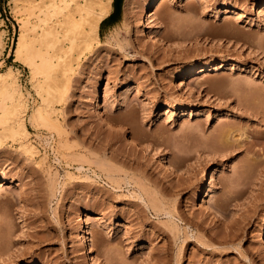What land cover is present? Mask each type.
Masks as SVG:
<instances>
[{
  "label": "rangeland",
  "instance_id": "374dc122",
  "mask_svg": "<svg viewBox=\"0 0 264 264\" xmlns=\"http://www.w3.org/2000/svg\"><path fill=\"white\" fill-rule=\"evenodd\" d=\"M12 1L0 72L16 73L37 153L0 124V264H264V105L244 91L264 94V0H161L151 22L152 0L113 2L60 99L16 58L35 3ZM203 65L223 67L187 76ZM48 104L57 126L31 123ZM223 129L229 152L212 144Z\"/></svg>",
  "mask_w": 264,
  "mask_h": 264
},
{
  "label": "bare ground",
  "instance_id": "6f19581e",
  "mask_svg": "<svg viewBox=\"0 0 264 264\" xmlns=\"http://www.w3.org/2000/svg\"><path fill=\"white\" fill-rule=\"evenodd\" d=\"M35 1H28L29 3L34 2V5L33 3L30 5L27 2L29 5H27L26 9H29V12L34 6L32 14L35 15V19H33V21L32 18H30L32 15L29 16L28 14L29 17L27 16L28 18L22 20L20 35L14 53L18 60L29 67L32 78H36L39 74L42 75V79L37 81L38 85L36 86H38L40 92H47L46 99L66 97L77 67L81 63L82 56L86 51L92 50L94 46L101 41V23L110 15L114 0ZM12 2H14V0ZM151 2L147 10V22L152 21L154 13L156 10H159L162 5L161 0H152ZM35 7L38 8V11H33L36 10ZM260 8V11H263L264 4L261 5ZM223 12H232V10L225 7ZM156 31L159 33L160 28H157ZM0 45L2 44L0 43ZM77 49L79 50L76 51ZM215 66L216 65H203L199 68L192 67L187 73V76L194 77L197 69H200L199 73H202L208 71L209 67H211L210 70H219L223 67L220 65H217V67ZM246 88L247 90L244 89V91H248V93L246 92V96L249 95L256 100V102H261V104L264 105V94L258 90L257 85L250 83L246 85ZM0 92L5 94L4 96L6 98H4L2 112L0 113V124L4 126L5 131L19 142L20 148H22L24 152L34 155L37 153V149L29 139L30 131L26 126V119L28 118L26 117L28 108L26 97L16 73H14L11 67H9L7 73L0 72ZM54 111L55 108L50 104L38 106L31 116L29 115L31 123H37L39 120H41V122L46 121V123H54ZM259 114L263 115L262 111L257 113V115ZM224 129L219 134H215L212 144L216 146L217 151L225 150L229 152L226 146L228 142H230V139L236 140V135L234 134L235 130H229L230 132H227ZM230 148L231 147H229V149ZM223 153L225 154L224 151ZM162 160L167 168L173 169L172 162L167 156L164 155ZM215 181L216 177L213 175L211 177L209 190L203 197V201L206 202V204H208L209 197L215 194ZM4 185L5 183L3 181L0 187ZM157 206L158 205H156V207Z\"/></svg>",
  "mask_w": 264,
  "mask_h": 264
},
{
  "label": "trees",
  "instance_id": "16d2710c",
  "mask_svg": "<svg viewBox=\"0 0 264 264\" xmlns=\"http://www.w3.org/2000/svg\"><path fill=\"white\" fill-rule=\"evenodd\" d=\"M118 1L119 0H114V5H116L117 6V4H118ZM123 0H120V5H121V2H122ZM114 14H111L109 17H112ZM108 17V18H109ZM108 18H106V19H104L103 21H102V23H101V28L103 29V24H104V22L108 19ZM116 21V20H115ZM112 24H114V22L112 23Z\"/></svg>",
  "mask_w": 264,
  "mask_h": 264
},
{
  "label": "crops",
  "instance_id": "0c3cea01",
  "mask_svg": "<svg viewBox=\"0 0 264 264\" xmlns=\"http://www.w3.org/2000/svg\"><path fill=\"white\" fill-rule=\"evenodd\" d=\"M114 2V1H113ZM111 14V13H110Z\"/></svg>",
  "mask_w": 264,
  "mask_h": 264
}]
</instances>
